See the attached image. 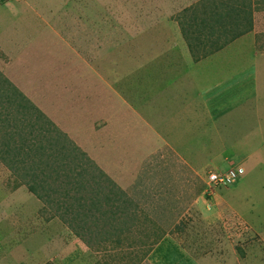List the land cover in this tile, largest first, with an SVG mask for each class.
Returning <instances> with one entry per match:
<instances>
[{
    "label": "rangeland",
    "instance_id": "rangeland-1",
    "mask_svg": "<svg viewBox=\"0 0 264 264\" xmlns=\"http://www.w3.org/2000/svg\"><path fill=\"white\" fill-rule=\"evenodd\" d=\"M242 40L254 114L186 117ZM260 116L264 0H0V264H264Z\"/></svg>",
    "mask_w": 264,
    "mask_h": 264
},
{
    "label": "crops",
    "instance_id": "crops-1",
    "mask_svg": "<svg viewBox=\"0 0 264 264\" xmlns=\"http://www.w3.org/2000/svg\"><path fill=\"white\" fill-rule=\"evenodd\" d=\"M239 35L240 34H237L238 37H240ZM242 43H243V40L236 45L235 50H233V51L229 50L228 52L226 51L227 55L230 56L229 58L232 61H230V59H227V57H225L223 52H219L222 56L220 58L221 59L226 58L227 62L230 61V63H227L228 68H226V69H222L221 71L220 70L210 71V73H212L214 75L213 79L208 77V79L206 78V80H204V71H202V72L197 71L196 74H193V73L191 74V77H190L191 82H194L195 80H199V79L201 82H199L197 84L187 83L186 85H184L182 87V89L184 88V90L189 89V91H192L193 95H194L193 99L189 98V100H188L189 102L184 104V108H186V110H190V112L186 113V117L189 118L192 115H195L198 113V114H200V116H198L197 118L199 120L202 118L201 120L204 121V119H206V118H204L206 116L204 111L208 110L207 114L210 117H208L209 119H207V120L209 122L211 120V123H213L212 122L213 118H211V117L214 116V117L218 118V117L223 116L226 113H231V114L234 113V116H236L237 119L242 115L245 118V117H247V115H253L254 114V111L250 107L248 108V110L249 109L251 110V111H249V114H248V110L246 111V106H248V103H246V101L253 99L255 94L258 93V91H259V88L257 89V87H259L257 85V74H259L258 68L256 65L257 56L254 59H250L253 61L255 60V62H254L255 66L252 65L251 63L249 65L247 64L246 66H243L245 64L244 62H241V64L239 65L238 64L239 62L237 60H240L241 55L243 54V48L241 47ZM233 46H235V45H233ZM238 47L240 48V51H238ZM226 52H225V54H226ZM243 57H244V54H243ZM206 59H207V57H206ZM201 61H204L203 57H201ZM202 65H203V63H202ZM52 78H55V76L52 75ZM209 78L211 79L212 84L210 83ZM208 84H211V85H209L205 88V86ZM208 101L213 102L215 104L208 105L207 104ZM242 102L246 103V104L242 105L243 104ZM188 105H190L191 108L188 107ZM209 108L211 110L212 109L215 110V115H214V112L209 111L210 110ZM64 114L74 115L73 111H71L70 113H68V111H65ZM75 115L77 117V113ZM254 116L256 117V115H254ZM261 118H263V117L260 116L257 118V120L260 121V122L258 121L259 124L261 122L264 123L263 122L264 120ZM241 121H243V120L241 119ZM240 124H239V126H241L240 130H242V132H240V130H239V133L241 136L238 139L240 142V146L238 147L237 151H235L234 146H232L234 151H231L229 149V151H228L229 156L230 155L233 156L230 161L232 163H234V162L242 163L245 171L246 170L250 171V169H253V170L262 169L264 171V152L263 153L261 152L262 150H264V148L259 147V144L254 146L253 148H250V149H244L243 148V144L246 142H249V140H251L252 138L264 139V136H261L262 133H264L263 132L264 125H262L259 128L260 129L259 131L258 130L256 131V129H251V128H246V130H245L243 128V125H242L243 122L241 125ZM255 128H256V126H255ZM234 131H238V130L234 129ZM235 135H236V133L231 134V136H233V137H235ZM262 141H264V140H262ZM263 145H264V142H263ZM257 157H259L261 160L258 161ZM243 167H242V172L244 173ZM236 181L237 180H235L233 183H235ZM243 206H246L245 202H244ZM241 209H244V211L246 213V207L238 208V211L240 212ZM242 215H244V214H242ZM242 218H245V216H243Z\"/></svg>",
    "mask_w": 264,
    "mask_h": 264
},
{
    "label": "built area",
    "instance_id": "built-area-1",
    "mask_svg": "<svg viewBox=\"0 0 264 264\" xmlns=\"http://www.w3.org/2000/svg\"><path fill=\"white\" fill-rule=\"evenodd\" d=\"M242 173V167L240 165L233 166L224 171H213L207 174V183L216 185H227L236 180L237 176Z\"/></svg>",
    "mask_w": 264,
    "mask_h": 264
},
{
    "label": "clouds",
    "instance_id": "clouds-1",
    "mask_svg": "<svg viewBox=\"0 0 264 264\" xmlns=\"http://www.w3.org/2000/svg\"><path fill=\"white\" fill-rule=\"evenodd\" d=\"M237 179V178H236ZM233 183V182H232ZM229 185V184H228ZM223 186H226V185H223Z\"/></svg>",
    "mask_w": 264,
    "mask_h": 264
}]
</instances>
